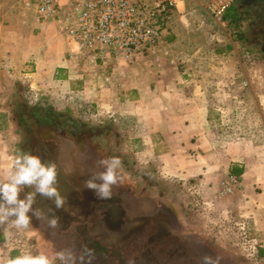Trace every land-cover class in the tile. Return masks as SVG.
<instances>
[{
  "label": "crops",
  "instance_id": "0c3cea01",
  "mask_svg": "<svg viewBox=\"0 0 264 264\" xmlns=\"http://www.w3.org/2000/svg\"><path fill=\"white\" fill-rule=\"evenodd\" d=\"M234 1L245 8L254 3L247 8L251 12L258 10L261 0L178 1L156 55L135 60L83 56L56 23L40 22L32 11L2 14L0 116L14 114L17 108L20 119L29 115L34 120H19L21 126L39 133L31 140L30 148L36 147L31 153L52 155L62 181L76 173L74 179L80 184L101 171L91 170L89 164L106 159L93 147L107 144L114 148L110 152L122 147L130 158L128 179L193 184L214 218L244 223L248 240L243 241L259 243L263 256L264 143L227 140L216 133L225 129L218 121L219 111L233 113L228 102L247 98L240 90L252 89L250 97L257 103L264 98L246 72L245 37L236 34L243 7L229 8ZM256 24L259 30L264 22L258 19ZM233 86L237 91L229 93ZM56 115H68L76 122L56 124L52 120ZM2 120L0 180H6L18 150L27 144L21 146L12 127ZM114 156L108 154L107 159ZM228 174L237 176L241 187L236 194L221 197L220 182ZM76 190L81 194L80 188ZM0 233V261L20 255L12 247L10 232L1 229ZM44 243L53 253L55 242L41 240L37 248ZM66 243L60 241L55 253L70 251ZM51 259L61 264L57 254Z\"/></svg>",
  "mask_w": 264,
  "mask_h": 264
},
{
  "label": "rangeland",
  "instance_id": "374dc122",
  "mask_svg": "<svg viewBox=\"0 0 264 264\" xmlns=\"http://www.w3.org/2000/svg\"><path fill=\"white\" fill-rule=\"evenodd\" d=\"M235 3L234 1L229 8L233 7L235 11H238L243 7L239 11L241 20L238 26L240 30L237 32L240 33L236 34L245 37V53L247 54H244V57L246 58L245 62L248 63L246 72L254 82L253 87L256 93L264 97V25H262V29H256L258 19L264 22V0L258 1L256 5L258 10H251V12L247 8L253 6L254 3H249L250 5L247 8H245L246 6H240L242 4L236 5ZM5 6L7 7L4 12L5 15L31 12L26 7L20 6L15 2H8ZM172 16L173 13L167 19L165 28L170 23ZM249 23H252V25H249ZM165 31L163 30V32ZM216 91L218 92L217 89ZM234 91H237L234 86L228 90L229 93ZM242 92L247 94L245 100L239 103L228 102L233 113L223 114L219 111L218 121L222 124V128L225 129L216 133L227 140L249 138L255 143H264V98H262L260 103H257L250 97L252 89L245 88L244 91L240 90V93ZM216 103L218 105L222 104L218 101ZM237 106L239 107L237 108ZM14 111V114L3 115L4 118L0 116V119H3L4 125L8 123L9 127H12L11 132L16 135L18 140H21V146L27 144L25 149L21 147L18 150L17 155L23 151L33 153L36 147L32 146L30 148L31 140L38 139L39 133L32 132L31 126H28V128L21 126L20 123L21 121L34 123V120L30 119L29 115L25 116L24 119H20L17 113L18 109L16 108ZM71 118L68 115L52 116V120L56 124L74 121ZM68 132L65 130L66 135ZM32 144L35 145V143ZM110 147L112 150L114 149L112 145L95 144L93 149L99 157L107 159L108 154L112 153L121 159L122 167L117 172L122 177V182L114 186L112 192L116 194L119 201L124 205L125 213L137 214L139 212L148 213L160 210L159 212L166 214L165 218L170 222L172 234L176 235L175 239H171V242L176 243L180 257H172L170 259L165 256L162 264H202V257L206 255L213 258L214 264H264V255L261 256L259 243L243 241L248 240L244 223L237 220L228 221V219L214 218V213L209 208V205L204 202V199L201 198L200 194L197 193L193 184L184 186L181 183L170 181H164L166 184H162L157 179H146L144 181L128 179L126 173L127 171H132L130 158L126 157L122 147H118L116 153L110 152ZM89 167L91 170L93 167L98 169L97 162L89 164ZM133 173L138 176L141 171L133 170ZM142 187H144L146 192H143ZM28 191H34V189L25 188L24 192L21 193V198ZM6 224L7 226L0 228V230L6 229L10 232L12 247L17 248L20 254L22 252L44 253L51 258L52 255L58 253L55 252L57 251L56 246L60 241L69 242L68 238L62 239L63 234L58 226L54 229L50 228L46 220L38 221L33 218L29 227L21 230H17L12 225L11 219ZM0 236H3V233H0ZM41 240L43 242H55L54 244L56 245L52 243L53 253H51L52 250L50 251L46 247L45 243L41 244L42 248H37L36 242H41ZM66 246L75 253L71 242L66 243ZM23 248L24 250L20 251Z\"/></svg>",
  "mask_w": 264,
  "mask_h": 264
},
{
  "label": "built area",
  "instance_id": "2783aa9c",
  "mask_svg": "<svg viewBox=\"0 0 264 264\" xmlns=\"http://www.w3.org/2000/svg\"><path fill=\"white\" fill-rule=\"evenodd\" d=\"M177 1L180 0H0V15L6 3L15 2L34 12L40 22L56 23L83 56L99 54L135 60L156 55L166 21L177 10ZM240 187L239 178L228 174L220 182L219 195L232 196Z\"/></svg>",
  "mask_w": 264,
  "mask_h": 264
},
{
  "label": "flooded vegetation",
  "instance_id": "af4514ba",
  "mask_svg": "<svg viewBox=\"0 0 264 264\" xmlns=\"http://www.w3.org/2000/svg\"><path fill=\"white\" fill-rule=\"evenodd\" d=\"M40 157L45 163L54 162L52 155ZM74 175L76 173L63 181L59 177L68 210H57L56 215L62 236L72 243L77 255L81 247L87 245L95 251L93 264H162L165 256L180 257L176 243L171 242L176 235L172 234L165 213L156 210L126 214L116 195L111 199H98L83 183L79 184ZM77 188L81 191L79 195L75 193ZM36 201L34 208L46 211L49 206L54 207L51 201L39 195ZM84 201L87 209L83 208Z\"/></svg>",
  "mask_w": 264,
  "mask_h": 264
},
{
  "label": "clouds",
  "instance_id": "9594fccd",
  "mask_svg": "<svg viewBox=\"0 0 264 264\" xmlns=\"http://www.w3.org/2000/svg\"><path fill=\"white\" fill-rule=\"evenodd\" d=\"M97 165L103 170L93 173L84 180L83 187L93 191L98 199H111L113 187L122 182V177L117 172L122 167V161L114 156L98 160ZM25 188L34 191L26 192L21 198ZM37 195L51 201L54 207L49 206L46 211L40 207L34 208ZM66 204L67 197L61 193L56 164L45 163L39 155L31 152L18 154L7 171L6 180H0V224L11 219L17 230L27 229L35 218L38 221L46 220L48 226L54 229L59 224L56 211H67ZM57 259L61 264H93L95 251L83 245L79 255L72 251H60L57 253ZM0 264H54V262L44 253L22 252L16 257L0 261ZM202 264H214L213 258L207 255L202 257Z\"/></svg>",
  "mask_w": 264,
  "mask_h": 264
}]
</instances>
